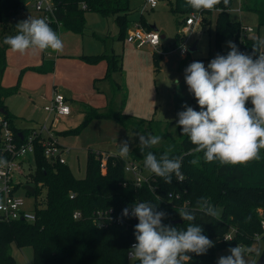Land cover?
Masks as SVG:
<instances>
[{
  "label": "trees",
  "instance_id": "1",
  "mask_svg": "<svg viewBox=\"0 0 264 264\" xmlns=\"http://www.w3.org/2000/svg\"><path fill=\"white\" fill-rule=\"evenodd\" d=\"M57 9L56 17L61 27L54 22H48L60 37L62 31L71 30L85 33V12L98 11L104 16L114 15L119 25L120 40L125 41L132 26L129 17L132 9L130 0H53ZM170 11L181 14L184 20H178V26L184 25L192 12H197L186 6L185 0H165ZM234 0H229L227 6L223 0L215 10L217 12L215 25L216 54L226 55L223 44L227 39L234 38L239 49L252 53L253 44H257L258 53L264 52V42L259 36L251 37L244 32L241 22L229 17V10ZM30 3L26 0H0V116L8 120L19 142L32 130L20 129L16 126V117L12 115L6 105V98L17 94L21 88L22 75L26 70L47 73L54 69V60L43 59L40 66H31L22 70L18 82L14 86H4L2 79L8 66L7 51L10 48L3 43L5 36L12 35V23L24 12ZM242 9L252 11L258 16V31L264 26V0H244ZM204 22L210 24L213 10H203ZM41 16V15H40ZM42 18V17H41ZM138 22L147 30H152L141 15ZM244 36V37H243ZM183 41L181 29L177 33L176 43ZM53 52L43 50V54ZM256 53V54H258ZM162 55L154 51V63L159 66ZM85 62L96 64L102 60L108 63L104 79L111 81L114 94L122 90L114 75L121 71L123 56L115 52L106 51L94 55H81ZM52 66V67H51ZM104 108L83 104L84 120L76 129H70L63 134L80 132L95 118L114 119L125 129L141 132L143 135L153 134L162 137V143L152 149L141 152L139 145L131 149L126 159L118 155L108 154L106 172L101 170L103 152L90 150L87 158L86 175L78 178L67 164L50 162L44 154V146L40 142L35 144V167L29 175L28 183L36 188L35 213L37 220L28 223L23 220L0 223V264H17L11 246L15 243L19 247L33 248V264H139L133 263L127 257V251L135 240L134 225H111L101 228L93 222L92 214L99 209H124L134 202L148 201L158 205L159 211L167 213L164 224L186 229L187 223H175L181 219L178 211L181 208L193 210L200 197H207L212 205L221 209L220 219H214L196 210L194 223L200 224L204 234L214 242L205 255L192 254L189 264H217V252L225 247L240 246L247 249L258 236L264 238V149L259 150L260 159L237 165H222L218 160L205 162L203 152L194 153L195 147L187 136L181 135L178 127L177 136L168 129L162 130L159 120L139 118L126 114L122 110H112L109 102ZM125 100L121 101L124 106ZM112 105V106H111ZM252 107L250 101L246 105ZM193 107L199 110L194 98ZM21 133V134H20ZM152 151L158 158L164 152L169 156L181 157L180 169L183 179L179 180L174 174L171 183L154 174H149V182L136 186L132 177H128L125 165L128 161L138 162L144 168V156ZM199 157L198 165L190 164L192 159ZM152 185L154 189L151 188ZM27 194L31 195L27 191ZM172 194V197L169 195ZM73 195V197H72ZM178 206V207H177ZM80 210L83 218L75 219L73 213ZM261 210L263 213H261ZM231 228L235 233L231 240L223 241V236ZM264 255V249L262 254Z\"/></svg>",
  "mask_w": 264,
  "mask_h": 264
},
{
  "label": "clouds",
  "instance_id": "2",
  "mask_svg": "<svg viewBox=\"0 0 264 264\" xmlns=\"http://www.w3.org/2000/svg\"><path fill=\"white\" fill-rule=\"evenodd\" d=\"M221 0H185L186 6L195 11L214 10ZM225 6L229 0H223ZM3 43L14 52L24 53L28 49L53 52L63 50V42L46 18L19 21L16 34L5 36ZM226 55L217 53L207 66L202 61H193L184 70V81L188 92L195 98L199 110L183 104L184 110L177 113V126L181 135L187 136L195 145L194 153L203 152L205 162L219 161L222 165L245 164L260 159L259 150L264 149V53H258L257 44L253 52L241 51L233 41H228ZM258 53V54H256ZM250 101L252 107H247ZM141 152L159 145V135L138 134ZM131 152L127 140L120 142L114 153L126 159ZM200 158L190 161L198 165ZM144 168L171 183L173 174L182 180L181 157H170L164 152L159 158L148 151L144 156ZM7 164L0 159V165ZM2 207V205H0ZM158 205L148 201L134 202L122 209L121 220L133 217L135 243L129 256L139 264H189L192 254L201 256L215 246L204 234L196 220V210L219 220L221 209L212 205L207 197H200L193 210L181 208V219L186 229L164 224L167 213L159 211ZM228 255L217 259V264H247L243 251L235 246Z\"/></svg>",
  "mask_w": 264,
  "mask_h": 264
},
{
  "label": "rangeland",
  "instance_id": "3",
  "mask_svg": "<svg viewBox=\"0 0 264 264\" xmlns=\"http://www.w3.org/2000/svg\"><path fill=\"white\" fill-rule=\"evenodd\" d=\"M146 1H129L130 8L132 9L129 14L132 20L130 29L135 27V20L140 19ZM239 3V0H234L229 11V17L232 20L241 22L243 25L249 26L251 31L248 32V35L259 36L261 41L264 42V26L260 27L258 31L257 14L245 9L239 12L236 9L239 7ZM35 13L36 11L32 5L29 4L28 8L12 23L10 27L12 35L16 34V24L19 21L25 20L29 16L34 17ZM212 13L211 23L196 27L195 32L189 37L187 53L182 54L179 48L181 42L176 43V39L177 33L183 27L182 25L179 28L178 20H184V16L170 11L169 5L165 0H158V5L155 8L148 7L143 11L142 15L146 22L149 25L156 26L161 36H165V38H161L159 50L168 53L165 55L161 54L162 59L159 62V66H155L154 64V49L152 47L145 45L142 48H138L134 44L128 43L127 40L123 41L118 38L119 25L114 15L104 16L98 11H86L84 34L67 30L62 31L60 36L61 38L63 36L68 42V48L76 44V38H79L81 41L84 38L87 51L94 54H100L106 51L108 53L115 52L122 55L124 66L121 71L115 74L117 81L122 84V90L115 93L116 96L112 102L113 106L111 105V109L114 111L122 110L125 113L128 111L142 113L140 112L141 107L135 110V106H138L136 100L142 97L141 94L143 93V99L145 100L146 98L145 101L147 104L148 102L152 104V112L148 114V109L145 112L148 115L146 119L154 118L155 120H159L162 130L168 129L174 133V136H177V113L184 110L182 108L183 104L193 107L194 102V97L188 92L187 85L184 81V70L193 61H202L207 66L208 62L216 55L215 25L217 11H213ZM228 41L235 42V39L230 38L224 42L223 46L226 53L229 51L227 46ZM194 44L196 45V50L191 51ZM43 82L45 80H42ZM108 84L110 85L108 82L102 84L107 90L106 92L101 91V93L109 95L112 99L114 95L111 92V86ZM102 88L105 89L104 87ZM123 99L127 103L125 108L121 105ZM27 100L24 95H19L18 93L7 97L6 105H12L10 108L16 109L14 107L15 104L25 106ZM81 109H73L70 116L62 118L60 123L57 122L54 130L64 133L67 130L76 129L81 125L85 117L84 107L82 106ZM44 112L48 116L45 110ZM51 120L52 118H50L49 123H51ZM15 124L18 127L31 125L28 119L21 117L15 121ZM138 134L142 133L127 130L121 123L114 119L95 118L80 132L74 134L67 133V135L62 134L59 137L61 144L69 148V152L66 154L67 165L76 177L83 178L86 175L87 158L90 150L101 151L106 155L108 153H116L119 151L120 142L125 140L128 141L130 149H133L139 145ZM32 164L35 167L33 158ZM143 173L148 174L145 169ZM127 176L131 177L132 174L127 173ZM17 194L25 198L27 208L32 209L35 207L36 199L34 194H27L24 186L17 189ZM261 213H263L262 210ZM262 236L257 238L248 249L245 246H238L242 249L247 264H256L260 258L264 249V238ZM219 240L221 241V239H213L212 241L216 242ZM229 248L231 247L218 250L217 259L222 255H228ZM11 252L17 264H33L34 252L31 246L19 247L13 243Z\"/></svg>",
  "mask_w": 264,
  "mask_h": 264
},
{
  "label": "built area",
  "instance_id": "4",
  "mask_svg": "<svg viewBox=\"0 0 264 264\" xmlns=\"http://www.w3.org/2000/svg\"><path fill=\"white\" fill-rule=\"evenodd\" d=\"M243 1L244 0H239L240 3L237 8L239 12L242 11ZM29 3L42 18H46L48 22L54 21L58 27H61V22L56 17L57 7L53 0H30ZM157 5L158 0H147L141 13L148 7L155 8ZM213 11L218 12L219 10L214 9ZM203 22L204 13L202 11L192 12L186 19L183 27H181L183 41L179 48L182 54L187 53V43L190 35L193 34L196 27L202 25ZM250 31L251 28L245 25L244 32ZM126 40L128 43L134 44L138 48L148 45L159 54L165 55L168 53L159 50L161 44L160 32L154 29L147 30L139 23H136L135 27L129 29ZM44 109L48 113L47 120L39 128L33 129L29 134L24 136L22 142L17 140L10 122L0 116V159L7 161V164L0 165V205H2V207H0V223L15 220L34 223L37 220L35 207L32 209L27 208L25 198L17 194V189L19 187H25L27 185L25 183H28L29 175L34 170L32 158L34 160L35 144L37 141L40 142L41 140L44 146V154L48 161L67 164L65 154L68 150L59 144L54 126L61 116L71 114V107L68 99L63 93L55 91L51 101L44 106ZM50 118H52L51 123H49ZM106 159L107 155L103 154L101 160L102 171H106L107 169ZM143 170V167L135 161H128L125 165L126 173L132 174L131 177L136 186H142L143 183L149 182L150 180L149 175L144 174ZM150 186L154 189L152 185ZM169 196L172 197V194ZM121 212L122 209H99L93 212L92 219L93 222L101 228H107L111 225L131 226L133 223L138 222V220L133 217L123 218L121 220ZM73 217L75 219L83 218L82 211L75 210ZM262 227L264 229V221L262 222ZM234 233L235 229L231 228V230L223 236L222 240H231ZM257 238H260V236ZM135 242V240L131 242L127 251V257L131 263L137 261L129 256L131 245Z\"/></svg>",
  "mask_w": 264,
  "mask_h": 264
},
{
  "label": "crops",
  "instance_id": "5",
  "mask_svg": "<svg viewBox=\"0 0 264 264\" xmlns=\"http://www.w3.org/2000/svg\"><path fill=\"white\" fill-rule=\"evenodd\" d=\"M33 18H41V16L36 12ZM136 23L138 22H135V24ZM161 38H165V36L163 35L161 36ZM60 39L63 42V50L61 52H48V54L44 55L43 52L39 49H28L24 53L14 52L10 48L7 51L8 66L4 72V76L2 79V84L7 87L17 84L19 76L23 69L31 66H40L43 63V59H45V63L47 61L54 60V69L50 72L41 73L34 70H26L22 75L21 88L18 93L19 95H24L28 99L27 103H25V106H18L19 104H15L14 107H16V109H11L10 107L12 105L7 106L9 112L16 117V120L21 117L30 121L31 125L25 127L17 126L20 129H37L47 120L48 116L44 114V106H46L51 101V98L53 97L55 91L61 92L67 97L71 107V114L73 112V109H81L83 104H88L97 108H104L108 104H110V101L112 103L116 96L114 94V89L111 81L104 79L108 68L107 61L102 60L99 63L92 64L80 59L79 57L81 55H94V53L86 50L84 38L82 41L79 38H76V44H74L71 48L67 47L68 42L65 40V38H63V36L62 38L60 36ZM193 50H196L195 44L191 48V51ZM122 66H124L123 61ZM114 78L120 88H122V84L117 81L115 75ZM42 80H45V82L42 83ZM106 81L110 83V85H108L111 86V92L114 95L112 99L109 95L101 93V91L106 92L107 90L106 87L102 85L103 83H107ZM102 87H104L105 89H103ZM141 95L142 97L136 100L138 106H135V110H138L141 107L140 112L142 113H139L137 111H128L126 112V114L134 115L139 118H148V115H146L145 112L147 109L149 112L148 114L152 112V104H149V102L147 104V102L145 101L146 98L145 100L143 99V93ZM126 106L127 103L125 102L124 108ZM70 115L61 116L58 123L61 122L62 118H67ZM62 134L63 133L61 132H56L58 142L69 152V148L62 145L60 142L59 136H61ZM108 154L114 155V153Z\"/></svg>",
  "mask_w": 264,
  "mask_h": 264
},
{
  "label": "water",
  "instance_id": "6",
  "mask_svg": "<svg viewBox=\"0 0 264 264\" xmlns=\"http://www.w3.org/2000/svg\"><path fill=\"white\" fill-rule=\"evenodd\" d=\"M26 2L29 3L30 0H26ZM153 29L158 30V28L156 26H153ZM25 188L31 194H35V192H36V188L33 185L28 184L25 186ZM182 221H183L182 219H179V220H175L174 222L175 223H182ZM256 264H264V255L260 256V258L257 260Z\"/></svg>",
  "mask_w": 264,
  "mask_h": 264
}]
</instances>
